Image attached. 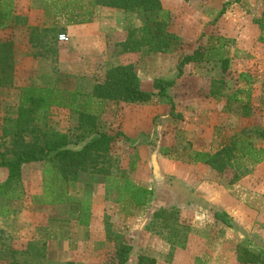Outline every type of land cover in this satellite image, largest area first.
Masks as SVG:
<instances>
[{"label":"rangeland","instance_id":"1","mask_svg":"<svg viewBox=\"0 0 264 264\" xmlns=\"http://www.w3.org/2000/svg\"><path fill=\"white\" fill-rule=\"evenodd\" d=\"M55 1L36 4L42 15L38 14V24H48L41 44L30 46V29L19 27L23 16L18 25L0 32L2 40L15 44V83L0 86V151L11 147L12 136L3 126L18 114L22 86L78 90L80 101L87 95L83 108L98 115L101 130L122 133L111 145L114 172L134 175L156 194L150 204L135 207L108 199L102 183L94 182L88 191L78 181L68 186L70 202L44 203L45 162L27 163L13 184L0 181V264H10L12 253L17 264H119L117 250L124 243L133 246L126 264H137L139 254L155 258L156 264H196L197 258L201 264H245L237 259L239 244L264 250V160L241 158L224 172L194 160L197 151H216L244 130L264 146L255 132L264 128V29L255 21L264 17L263 0L232 2L216 21L221 7L231 0H162L171 15L168 29L180 37L169 51H150L147 44L140 50L122 45L129 29L141 39L140 15L122 9L106 12L107 7H92L91 0H82L92 18H101L108 41L101 56L99 50L70 48L63 42L68 39H60L68 19L46 13H51ZM13 3L15 8L22 4ZM73 10L81 16V10ZM197 48L203 58L185 65L178 76L176 65ZM125 63L135 65L142 88L153 92L149 101L88 95L95 83L105 80L108 67ZM157 78L175 82L168 89L173 112L154 88ZM215 87L219 91L213 94ZM40 115V125L76 134L78 117L70 106L51 105ZM142 127L149 133L130 140L123 137L125 130ZM235 172L243 174L232 181ZM89 198L91 213L93 205L99 211L92 229L80 222ZM160 207L167 209L166 216L155 215ZM215 207L229 208L236 227L217 221Z\"/></svg>","mask_w":264,"mask_h":264},{"label":"trees","instance_id":"2","mask_svg":"<svg viewBox=\"0 0 264 264\" xmlns=\"http://www.w3.org/2000/svg\"><path fill=\"white\" fill-rule=\"evenodd\" d=\"M82 0H59L61 8H77L84 17L79 22L90 21L92 10L81 4ZM240 0L226 1L221 7L216 21L222 16L229 4ZM14 0H0V32L3 29L18 25L23 18L14 11ZM264 4V0H263ZM89 5L112 7L125 11L136 12L143 20L141 39L134 38V32L129 29V36L122 45L133 44V50H140L143 44L149 45L150 51H169L176 47L180 41L179 35L168 29L171 18L168 9H165L162 0H91ZM59 6V7H60ZM84 9V10H83ZM72 10V9H70ZM88 14L89 18L86 17ZM260 28L264 29V17L255 20ZM203 58L200 48L181 58L178 65V76L184 72V66L199 61ZM133 63L116 64L108 67L105 80L94 84L90 96L103 100L115 101H149L153 92L142 88L141 79ZM15 44L11 39L0 38V86L9 87L15 83ZM174 80L157 78L154 88L158 94L165 97L174 111V102L168 93L169 87L174 85ZM218 88L212 93L216 94ZM80 91L56 89L49 86L24 85L21 88V105L16 118H9L3 126L6 133L12 136L11 147L0 151V166L8 168L5 184H13L22 176L23 165L33 162H45L44 203L70 202L68 186L81 181L85 190H91L94 182L102 183L108 199H116L121 204L142 207L152 201L155 196L154 188L136 184L133 180L119 172H114V157L111 155V145L121 132L109 133L98 126V115L87 109V95L80 101ZM79 103V104H77ZM51 105L70 106L78 117L73 128L74 137L67 132H60L40 125L41 112L46 111ZM257 136L264 139V128L256 129ZM28 135L31 138L28 139ZM246 130L233 134L216 151H197L194 160L210 165L219 172L232 168L235 162L246 158L254 162L264 160V146L257 145L250 138ZM130 140V137L123 134ZM117 170V169H116ZM242 173L235 172L232 181L238 180ZM88 178V179H86ZM114 195V196H113ZM83 209L85 217L80 221L89 225L91 217V198L85 202ZM74 211H71V214ZM167 209L160 207L156 216H166ZM214 218L228 226L236 227L233 216L222 208H214ZM133 246L121 244L117 250L119 264H126ZM10 256V264H17L19 260L16 253ZM237 259L245 264H264V250H254L246 243H241L237 249ZM196 264H201V259H196ZM66 264H74L68 262ZM137 264H156V259L144 254H139Z\"/></svg>","mask_w":264,"mask_h":264},{"label":"crops","instance_id":"3","mask_svg":"<svg viewBox=\"0 0 264 264\" xmlns=\"http://www.w3.org/2000/svg\"><path fill=\"white\" fill-rule=\"evenodd\" d=\"M37 1L38 0H17V2H22V4H16V8L14 11L16 14H19L25 18L24 22L19 25L21 28H29V34L27 36V41L30 43V46H35L42 43V39H44L41 35V32L44 33V31L48 28V24H45L43 21L42 23L37 22L38 14H40V17L42 16L40 11L37 7ZM59 0L55 1L54 9L51 10V13L46 12L50 14L51 16L58 18L61 15L67 16L68 22L63 25L64 33L67 34L68 40L63 41L67 42L70 48H76L78 45H83L85 48L89 47L93 50H99L100 55L104 54V50L107 49L108 41L107 36L105 35L104 31L101 29V18L98 16L91 17L90 21L86 22H79L80 19H82L85 15L84 12L81 14V16L73 14L74 8L61 9L60 4H58ZM60 6V7H59ZM103 10L107 11H113L119 13L118 11H121V9L107 7ZM89 18V16L87 17ZM58 21L53 22V26L58 25ZM111 27L110 25L115 26V24H105L104 26ZM106 29V28H105ZM40 46V45H39ZM103 50V51H102ZM95 57H93L94 59ZM150 129L147 127H142L141 129L137 131H131V130H125V134H127L131 138H137L141 132L149 133ZM37 163V162H35ZM27 164V163H26ZM23 165V168L25 165ZM9 172L8 168L5 166H0V181H3L7 178V173ZM23 172V171H22ZM134 175L127 176L136 184H140L146 187L151 188L148 183L141 184ZM150 204V202H149ZM222 209H225L229 213H231L229 208L222 207ZM99 211L96 209V205H93L92 207V213H91V219L88 227L94 228L97 225L98 222V213ZM105 238V237H104Z\"/></svg>","mask_w":264,"mask_h":264},{"label":"built area","instance_id":"4","mask_svg":"<svg viewBox=\"0 0 264 264\" xmlns=\"http://www.w3.org/2000/svg\"><path fill=\"white\" fill-rule=\"evenodd\" d=\"M60 39L65 40V39H68V38H67V35L65 33H63V34L60 35Z\"/></svg>","mask_w":264,"mask_h":264}]
</instances>
